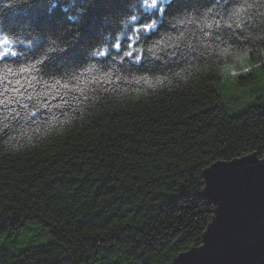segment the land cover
Here are the masks:
<instances>
[{"label":"trees","instance_id":"16d2710c","mask_svg":"<svg viewBox=\"0 0 264 264\" xmlns=\"http://www.w3.org/2000/svg\"><path fill=\"white\" fill-rule=\"evenodd\" d=\"M261 5L176 0L151 32L138 31L151 22L142 0L11 12L0 27V264H176L201 246L217 208L203 171L264 155V86L237 112L218 86L231 62L250 68L240 85L258 82ZM20 130L39 139L9 148ZM35 223L46 242L23 239Z\"/></svg>","mask_w":264,"mask_h":264},{"label":"water","instance_id":"95a60500","mask_svg":"<svg viewBox=\"0 0 264 264\" xmlns=\"http://www.w3.org/2000/svg\"><path fill=\"white\" fill-rule=\"evenodd\" d=\"M257 161L264 163V155L219 161L203 171L215 217L202 245L179 254L176 264H264V165Z\"/></svg>","mask_w":264,"mask_h":264},{"label":"rangeland","instance_id":"374dc122","mask_svg":"<svg viewBox=\"0 0 264 264\" xmlns=\"http://www.w3.org/2000/svg\"><path fill=\"white\" fill-rule=\"evenodd\" d=\"M221 79L218 82V86L221 89L223 95V100L225 105H228L230 109L234 112L240 111L243 107L250 103L252 100L251 92L248 91L249 88L263 87L264 86V68L258 69V82L248 85H240L237 81L239 75L244 74L247 71H250V68H243L239 62H231L224 65L221 68ZM234 98H238L234 101ZM41 228L40 224H31L28 225V229L25 230L22 237L24 240H32L34 243L41 244L46 242L45 238H38V234ZM21 238V237H20Z\"/></svg>","mask_w":264,"mask_h":264},{"label":"clouds","instance_id":"9594fccd","mask_svg":"<svg viewBox=\"0 0 264 264\" xmlns=\"http://www.w3.org/2000/svg\"><path fill=\"white\" fill-rule=\"evenodd\" d=\"M88 2H91V0H88ZM33 3H34V0H0V27L4 26V23L7 20L11 12L18 11L21 8H24V9L31 8L33 6ZM249 7H253V6L250 5ZM261 7H264V5H261ZM51 51L52 50L49 49V52ZM71 119H75V117L73 116L67 121H62V126L65 123H70ZM38 139L39 137H36V136H31V135L26 136L24 130H20L19 134H14L10 136V138L7 141V144L9 148L16 149L17 147H19L20 149H22L26 145H30L35 140H38ZM259 164L264 165V163H259ZM204 175H206V173ZM3 254H4L3 250H0V258L3 257Z\"/></svg>","mask_w":264,"mask_h":264},{"label":"snow or ice","instance_id":"6c2138e0","mask_svg":"<svg viewBox=\"0 0 264 264\" xmlns=\"http://www.w3.org/2000/svg\"><path fill=\"white\" fill-rule=\"evenodd\" d=\"M176 3V0H168V2L165 4V0H142V8L144 10L145 15L147 16L148 20L151 22L143 23L142 29L138 31H147L151 32L152 29L156 27L155 22L152 20V17L156 16L158 13H164L168 11L170 8L173 7V5ZM163 5V6H162ZM135 19V17H133ZM231 27V25H229ZM129 40L131 41L132 38L130 37ZM115 48L120 51L121 45L119 43H116ZM136 47L134 43H129L128 49L123 52V55L126 57H132L134 53L131 51L132 48ZM99 55L106 56L107 53L100 52ZM65 88L68 87V85H64Z\"/></svg>","mask_w":264,"mask_h":264}]
</instances>
